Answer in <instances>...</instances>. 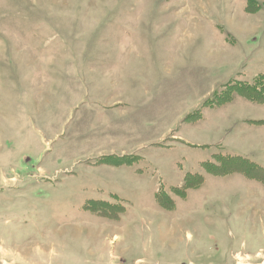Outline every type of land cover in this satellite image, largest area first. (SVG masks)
I'll return each mask as SVG.
<instances>
[{
	"label": "rangeland",
	"instance_id": "obj_1",
	"mask_svg": "<svg viewBox=\"0 0 264 264\" xmlns=\"http://www.w3.org/2000/svg\"><path fill=\"white\" fill-rule=\"evenodd\" d=\"M260 74L264 0H0V264H264Z\"/></svg>",
	"mask_w": 264,
	"mask_h": 264
},
{
	"label": "trees",
	"instance_id": "obj_2",
	"mask_svg": "<svg viewBox=\"0 0 264 264\" xmlns=\"http://www.w3.org/2000/svg\"><path fill=\"white\" fill-rule=\"evenodd\" d=\"M256 77L258 80L256 79L254 83L242 82L239 84L233 83L234 85L231 84L230 94H228L227 97L222 96L219 97L220 99H216V95H217L216 94L214 95V97L210 98L211 101L208 100L205 103V105L216 104L217 102L215 101L218 100H220V102H218L217 104L228 103L233 100L234 95H236L237 93H240L243 97L253 102L264 104V74H260ZM199 114L200 111L198 110L197 112H195L194 117L199 116ZM253 122L262 124L264 123V120H256ZM216 156L220 158L219 159L220 164L212 163V162L203 163L202 167L206 172L215 175H227L234 171H239L251 179H254L253 177L255 173L257 177H255L254 180L260 181V178L264 180V167L259 166L253 161H250L248 158H244L241 156L221 155V154H216ZM106 160H108L106 164H110L114 166H119L122 164H128V165L131 164L128 161H122L121 159H118V157H116L115 160L112 159L113 161L112 160L110 161L109 158H106ZM196 174H198L197 176H199L196 182L195 183L189 182V179L194 177ZM193 180L195 181V179ZM203 181H204V176L201 173L187 174L185 177L186 183L184 184L183 187H181V191H178L180 189V187L178 186H175L174 188L172 187L173 188L172 191H174L176 195H180L183 198H185L187 197V192L189 189L196 188L197 186L202 184ZM156 200L158 204H161L162 208H166V209L169 208L167 210H172L176 206V201L171 197L170 193L169 192L167 193V191L164 190L163 188H159L157 190ZM94 204L95 205H90V207L94 208L93 210L96 211H101L102 209L108 208L107 206L100 204L99 201H96ZM111 207L117 208L119 211L122 210L123 208L120 205H114V207L113 205H111ZM103 215L108 216L111 214L105 212Z\"/></svg>",
	"mask_w": 264,
	"mask_h": 264
},
{
	"label": "crops",
	"instance_id": "obj_3",
	"mask_svg": "<svg viewBox=\"0 0 264 264\" xmlns=\"http://www.w3.org/2000/svg\"><path fill=\"white\" fill-rule=\"evenodd\" d=\"M245 121V120H244ZM248 121H250V122H253V121H251V120H248ZM254 121H256V120H254ZM237 125V123L233 126V127H231V129H234L235 128V126ZM235 142H237V140H231V144H236ZM229 144H230V141H229ZM245 144H251V143H249V142H246ZM244 144V145H245ZM244 145H239L242 149L244 148ZM229 147H230V145H229ZM249 147V150H247L245 153H248V154H250V155H255L256 154V152L258 151V147H259V144H251L250 146H248ZM231 148V147H230ZM242 149H239L238 148V150H242ZM253 157H255V158H257V159H259L260 161H263L262 160V158H263V156H253Z\"/></svg>",
	"mask_w": 264,
	"mask_h": 264
}]
</instances>
